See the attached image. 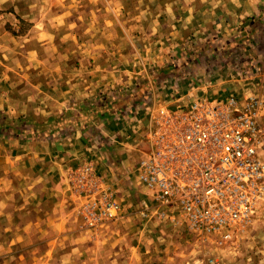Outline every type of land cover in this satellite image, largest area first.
Returning <instances> with one entry per match:
<instances>
[{"label": "rangeland", "instance_id": "374dc122", "mask_svg": "<svg viewBox=\"0 0 264 264\" xmlns=\"http://www.w3.org/2000/svg\"><path fill=\"white\" fill-rule=\"evenodd\" d=\"M225 1L0 0V264H190L188 257L264 264V191L250 219L222 241L178 227L157 207L145 211L144 201L154 199L137 165L135 182L114 183L98 169L94 151L77 163L60 160L80 147V135L95 150L111 147L114 137L95 133L94 112L110 116L129 94L154 109L171 103L165 97L169 87L180 88L176 77L198 65L220 68V35L198 38L195 29L241 8ZM95 66L129 72L125 84L95 93L97 106L72 84L93 77ZM231 68L253 75L237 59ZM42 142L60 148L53 161L39 146L36 156L14 149ZM87 162L120 204L116 217L96 225L83 213L93 195L77 184Z\"/></svg>", "mask_w": 264, "mask_h": 264}, {"label": "built area", "instance_id": "2783aa9c", "mask_svg": "<svg viewBox=\"0 0 264 264\" xmlns=\"http://www.w3.org/2000/svg\"><path fill=\"white\" fill-rule=\"evenodd\" d=\"M143 136L136 170L154 199L144 201L145 211L157 207L176 225L222 241L250 219L264 191V101L258 96L155 106ZM92 164L84 165L77 184L93 195L83 213L96 225L116 217L120 204Z\"/></svg>", "mask_w": 264, "mask_h": 264}, {"label": "crops", "instance_id": "0c3cea01", "mask_svg": "<svg viewBox=\"0 0 264 264\" xmlns=\"http://www.w3.org/2000/svg\"><path fill=\"white\" fill-rule=\"evenodd\" d=\"M225 3L226 1L223 0L222 5ZM230 3L233 6H241V8L232 10L225 16L216 15L209 23H204V26L201 27L202 29L200 27L195 29L200 32L198 33L200 34L198 38L208 37L211 32L220 35L221 45L225 48L221 49V53L223 51L221 55L222 66L216 68L210 63L206 65H212L211 69H205L203 66L198 65L199 67H194V70L189 71L188 77H176L174 81L182 87L185 86V88L180 86L178 90H175L169 87L168 96L165 97L166 102H186L194 97L201 96L221 99L230 94H235L241 98L259 95L258 97L262 101L264 100V0H231L227 4ZM248 38L252 39V45L246 43ZM234 58L243 65L244 70H248L250 67L253 75L244 76L243 73L234 72V69L231 68L235 61ZM195 61L197 62V60ZM253 63L255 66H252ZM114 70L95 66L92 70L94 73L93 77H83L79 83L72 84L78 92L79 90L81 91L79 97L86 96L95 99V106H97V97H93L95 93L97 94V92L99 93V91L105 90L107 87L112 88L115 84H125L128 80L127 74L129 72L127 70H121L120 72L123 73L122 75L118 74V76L113 74ZM108 72L109 74H107ZM112 76L116 77L113 79ZM170 88L172 89L170 90ZM146 95L143 96L145 97ZM127 96L131 98L119 101L110 116L105 118L104 115L96 112L93 115L94 124L96 125L95 133L99 131V134H108L110 137H114L111 140V147L109 149L104 147L101 151H98L99 149L95 150V146L80 135L78 139L80 147L74 143L75 146L73 145L71 152L67 153L68 157L65 155L61 156V162L64 159L67 162L77 163L84 155L94 151L93 158L98 162V169L104 172V176L108 175L109 180L114 183L116 181V183H119V181L121 183L124 181V183L127 181L135 182L133 170L146 149L143 135L150 125L153 108L145 105L138 95L133 97V95L129 94ZM132 102L133 105L129 109L128 104ZM27 145L29 144H19V146H14V149H17L16 152L21 155L31 156L32 153L36 156L37 153L34 149L39 146L42 150H45L43 153L45 161H53L55 152L58 153L60 149L50 142ZM27 147H30V149ZM117 185H122V188H124L123 184ZM118 190L120 189L118 188ZM178 227L183 228L182 226ZM198 245L200 243L197 242L196 246ZM185 261L186 263L194 264L196 262L200 263L201 259L188 257L187 259L185 258Z\"/></svg>", "mask_w": 264, "mask_h": 264}]
</instances>
